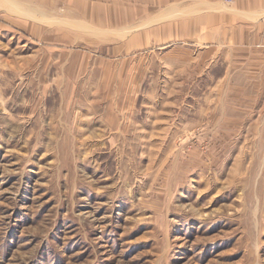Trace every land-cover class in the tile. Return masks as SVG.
Listing matches in <instances>:
<instances>
[{"label":"rangeland","instance_id":"374dc122","mask_svg":"<svg viewBox=\"0 0 264 264\" xmlns=\"http://www.w3.org/2000/svg\"><path fill=\"white\" fill-rule=\"evenodd\" d=\"M145 54L143 0H0V264H264V96Z\"/></svg>","mask_w":264,"mask_h":264},{"label":"crops","instance_id":"0c3cea01","mask_svg":"<svg viewBox=\"0 0 264 264\" xmlns=\"http://www.w3.org/2000/svg\"><path fill=\"white\" fill-rule=\"evenodd\" d=\"M144 53L143 79L169 70L172 78L212 80L219 64L212 93L220 99L264 96V0H143Z\"/></svg>","mask_w":264,"mask_h":264},{"label":"built area","instance_id":"2783aa9c","mask_svg":"<svg viewBox=\"0 0 264 264\" xmlns=\"http://www.w3.org/2000/svg\"><path fill=\"white\" fill-rule=\"evenodd\" d=\"M227 3L233 2L234 0H224Z\"/></svg>","mask_w":264,"mask_h":264}]
</instances>
